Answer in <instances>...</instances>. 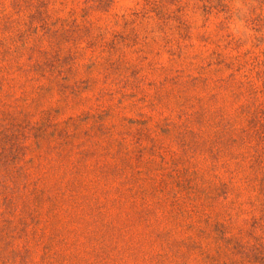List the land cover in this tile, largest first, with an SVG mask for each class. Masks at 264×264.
<instances>
[{
	"label": "rangeland",
	"instance_id": "rangeland-1",
	"mask_svg": "<svg viewBox=\"0 0 264 264\" xmlns=\"http://www.w3.org/2000/svg\"><path fill=\"white\" fill-rule=\"evenodd\" d=\"M0 264H264V0H0Z\"/></svg>",
	"mask_w": 264,
	"mask_h": 264
}]
</instances>
